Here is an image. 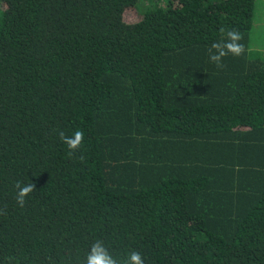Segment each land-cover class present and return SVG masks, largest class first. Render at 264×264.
<instances>
[{
    "label": "trees",
    "instance_id": "obj_1",
    "mask_svg": "<svg viewBox=\"0 0 264 264\" xmlns=\"http://www.w3.org/2000/svg\"><path fill=\"white\" fill-rule=\"evenodd\" d=\"M147 1L0 0V264H264L254 0ZM221 29L245 52L217 68Z\"/></svg>",
    "mask_w": 264,
    "mask_h": 264
},
{
    "label": "clouds",
    "instance_id": "obj_2",
    "mask_svg": "<svg viewBox=\"0 0 264 264\" xmlns=\"http://www.w3.org/2000/svg\"><path fill=\"white\" fill-rule=\"evenodd\" d=\"M221 32L224 34V39L213 43L208 50L209 59L217 68L223 67L222 61L228 55L238 57L245 52V46L241 43L243 35L239 31L236 29L227 31L221 29ZM59 136L63 143L67 145L70 152L78 150L84 141V133L80 130L75 131L72 136H67L61 131L59 132ZM16 188L18 189L16 196L17 204L23 207L25 198L34 192L35 184L30 182L22 185L20 182H17ZM85 264H118V261L108 252L102 241H96L90 247ZM120 264H144V262L138 252L132 251L128 254L127 259L120 262Z\"/></svg>",
    "mask_w": 264,
    "mask_h": 264
},
{
    "label": "rangeland",
    "instance_id": "obj_3",
    "mask_svg": "<svg viewBox=\"0 0 264 264\" xmlns=\"http://www.w3.org/2000/svg\"><path fill=\"white\" fill-rule=\"evenodd\" d=\"M139 1L137 5L142 4ZM156 1H147V6L155 5ZM124 19L126 21H137L140 13L135 8L125 10ZM249 53L252 57L264 60V0H254L252 24L249 34Z\"/></svg>",
    "mask_w": 264,
    "mask_h": 264
}]
</instances>
